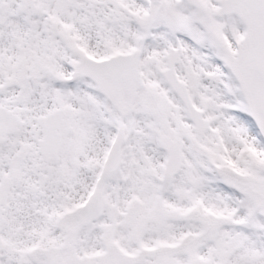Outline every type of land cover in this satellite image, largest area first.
I'll use <instances>...</instances> for the list:
<instances>
[{"label":"snow or ice","instance_id":"1","mask_svg":"<svg viewBox=\"0 0 264 264\" xmlns=\"http://www.w3.org/2000/svg\"><path fill=\"white\" fill-rule=\"evenodd\" d=\"M0 264H264V0H0Z\"/></svg>","mask_w":264,"mask_h":264}]
</instances>
